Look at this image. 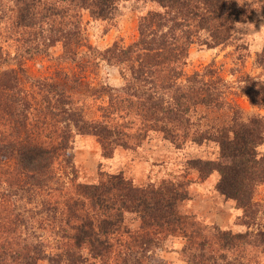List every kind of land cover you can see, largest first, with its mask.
<instances>
[{
    "label": "trees",
    "instance_id": "trees-1",
    "mask_svg": "<svg viewBox=\"0 0 264 264\" xmlns=\"http://www.w3.org/2000/svg\"><path fill=\"white\" fill-rule=\"evenodd\" d=\"M131 1L158 6L140 14L135 41L127 45L115 41L104 49L86 41L84 12L112 20ZM5 16L10 22L8 37L16 44L13 52L0 44V183L5 184L0 195V264H86L89 256L114 264L113 249L124 214L132 210L141 213L143 220L139 231L123 230L130 239L123 244L127 260L138 263L133 256L137 249L143 255L158 246L157 236L180 228L191 239L190 248L182 249L189 264L214 259L193 250L206 245L211 250L213 243L208 234L200 235L194 222L177 213L176 203L184 197L180 182L142 187L121 173L100 172L97 183L56 188L60 193L55 196L35 199L50 192L49 183L58 176L60 163L76 172L69 154L72 126L79 133L96 135L106 149L115 129L104 118L129 107L142 125L163 131L175 142L189 136L185 131L189 113L202 105L228 107L233 116L213 136L220 145L219 157L195 158L190 164L203 178L217 171V189L249 210L255 186L264 182V150L257 148L264 145V115L240 117L239 108L226 99L223 78L211 68L193 72L184 82L180 79L189 47L201 39V31L207 34L201 40L208 47L227 44L233 25L248 20L250 10L235 0H0V27ZM56 43L63 48L62 59L77 61L87 56L118 68L123 96L106 86L109 102L102 107V119L85 118L60 82L34 80L38 97L23 86L25 60L48 53ZM258 62L264 67V48ZM259 99L254 102L264 103V96ZM207 135L204 131L192 137L201 141ZM39 213L44 216L38 218ZM49 226L60 240L55 253L46 250L38 231ZM217 232L225 242L228 232Z\"/></svg>",
    "mask_w": 264,
    "mask_h": 264
},
{
    "label": "rangeland",
    "instance_id": "rangeland-1",
    "mask_svg": "<svg viewBox=\"0 0 264 264\" xmlns=\"http://www.w3.org/2000/svg\"><path fill=\"white\" fill-rule=\"evenodd\" d=\"M235 1L250 10L249 19L233 25V37L227 44L208 47L201 40L207 34L201 31V39L196 38L189 47L188 58L183 65L185 75L180 81L184 82L186 76L195 71L204 72L206 68L215 70L226 84V99L239 108L238 114L246 120L251 116L264 115V103L256 102L264 96V67L258 62V54L264 48V0ZM157 7L154 2H126L112 20L95 19L84 12L82 28L86 41L99 49L115 41L122 45L130 44L139 36L140 14ZM6 16L0 27V44L13 52L16 42L8 37L6 27L10 22ZM62 54L61 44L56 43L50 46L48 53L25 60V74L21 75L23 86L38 97L34 80L60 82L71 94L73 105L82 109L85 118L102 119V107L109 102L105 88L112 87V91L123 96L121 89L124 83L118 68L87 56L77 61L65 60L61 58ZM134 110L120 107L104 118L115 129L107 139L106 149L96 135L79 133L72 126L74 137L69 154L76 172L72 173L69 166L60 163L58 176L49 183L50 192L36 195L35 200L55 196L60 193L56 191L58 188L72 189V184L97 183L100 172L121 173L133 184L142 187H157L169 181L180 182L182 186L179 191L183 192L184 197L176 203L177 213L185 221L194 222L195 228L201 231L200 235L208 234V241L213 243L211 250L207 245L200 251L198 247L193 249L205 256L210 254L215 257L205 260L204 264H264V182L257 184L252 192L254 205L244 210L217 189V171L203 178L190 164V160L195 158L214 160L219 157L220 145L213 136L219 126L231 123L233 111L228 107L197 106L189 113L191 121L185 127L189 136L174 142L166 138L163 131L142 125L140 116ZM204 131L209 135L201 141L192 137ZM257 148L262 152L264 145ZM4 186V183H0V195L5 191ZM43 216L41 213L37 215L38 218ZM142 220L138 211L125 212L122 231L118 234L119 241L116 240L113 249L114 264H189L188 254H184L182 249L184 246L186 250L190 248L191 239L181 228L157 236L158 246L143 255L138 254L137 249L133 256L138 257V263L134 259L127 260L123 244L130 239L123 230L139 231ZM217 230L228 232L225 242ZM38 231L47 244L46 250L57 252L60 240L53 228L42 227ZM201 239L199 236L198 240ZM224 243L228 247H223ZM86 264L104 262L89 256Z\"/></svg>",
    "mask_w": 264,
    "mask_h": 264
}]
</instances>
